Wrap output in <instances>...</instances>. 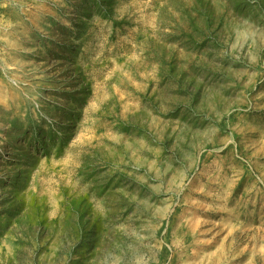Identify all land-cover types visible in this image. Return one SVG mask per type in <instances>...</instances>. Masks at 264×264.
<instances>
[{"label": "rangeland", "instance_id": "obj_1", "mask_svg": "<svg viewBox=\"0 0 264 264\" xmlns=\"http://www.w3.org/2000/svg\"><path fill=\"white\" fill-rule=\"evenodd\" d=\"M0 264H264V0H0Z\"/></svg>", "mask_w": 264, "mask_h": 264}, {"label": "bare ground", "instance_id": "obj_2", "mask_svg": "<svg viewBox=\"0 0 264 264\" xmlns=\"http://www.w3.org/2000/svg\"><path fill=\"white\" fill-rule=\"evenodd\" d=\"M90 240H91L90 237H88V238L86 239L87 244L90 243Z\"/></svg>", "mask_w": 264, "mask_h": 264}]
</instances>
